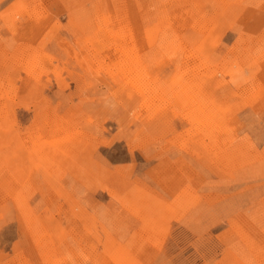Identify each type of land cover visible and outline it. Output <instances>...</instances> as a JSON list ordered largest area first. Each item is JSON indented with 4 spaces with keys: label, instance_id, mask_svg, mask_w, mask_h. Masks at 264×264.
<instances>
[{
    "label": "rangeland",
    "instance_id": "374dc122",
    "mask_svg": "<svg viewBox=\"0 0 264 264\" xmlns=\"http://www.w3.org/2000/svg\"><path fill=\"white\" fill-rule=\"evenodd\" d=\"M96 1L0 0V264H264V0Z\"/></svg>",
    "mask_w": 264,
    "mask_h": 264
},
{
    "label": "bare ground",
    "instance_id": "6f19581e",
    "mask_svg": "<svg viewBox=\"0 0 264 264\" xmlns=\"http://www.w3.org/2000/svg\"><path fill=\"white\" fill-rule=\"evenodd\" d=\"M170 1H173V6L172 7H170V6H168V11H169V9H171V11H172V9H174L175 7H178L179 5H182L183 3H181V2H178V1H174V0H167V2L168 3H170ZM96 2H100V0H97ZM133 2V1H132ZM132 2H130V3H132ZM135 2V1H134ZM185 2V1H184ZM193 3V2H192ZM205 4V3H204ZM218 4V3H217ZM198 5V4H197ZM194 6V5H193ZM128 7H129V3H128ZM132 7V6H131ZM179 8V7H178ZM103 12V11H102ZM170 13V12H169ZM172 13V12H171ZM170 13V14H171ZM102 16V15H101ZM164 16H165V14H164ZM104 17V16H103ZM129 19V18H128ZM134 19H136V18H134ZM139 19V18H138ZM166 20V19H165ZM132 21V20H131ZM48 24V23H47ZM136 25V24H135ZM138 25V24H137ZM31 31V30H30ZM197 35V34H196ZM26 36H28V35H26ZM30 36V35H29ZM184 37V36H183ZM43 38H45V37H43ZM28 39H30V38H28ZM44 42V41H43ZM41 44V43H40ZM42 45V44H41ZM44 45V44H43ZM7 46H8V48L3 52L4 54H7V55H12V54H14L15 53V47L10 43H8L7 44ZM42 49H43V47H42ZM41 49V50H42ZM39 51V50H38ZM45 51V50H44ZM46 52V51H45ZM40 54V53H39ZM36 56V55H35ZM11 60V59H10ZM9 60V61H10ZM12 61H13V59H12ZM25 64V63H24ZM24 66V65H23ZM30 67H32V66H30ZM192 105V104H191Z\"/></svg>",
    "mask_w": 264,
    "mask_h": 264
}]
</instances>
